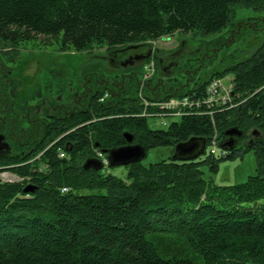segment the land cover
<instances>
[{"label":"trees","instance_id":"1","mask_svg":"<svg viewBox=\"0 0 264 264\" xmlns=\"http://www.w3.org/2000/svg\"><path fill=\"white\" fill-rule=\"evenodd\" d=\"M235 7L260 12L264 0H0L2 58L15 62L16 49L29 44L82 52L177 33L219 35L232 26ZM219 67L181 91L156 92L158 101L189 97L180 120L165 128L149 127L156 117L137 88L122 101L100 102L102 91L85 111L54 118L30 153L0 157V173L18 178H0V264H264V40L249 57L232 54ZM226 76L232 104H207V85ZM232 128L243 135L229 149ZM253 129L262 138H248ZM125 133L146 154L173 152L192 137L207 147L216 137L226 154L132 163L123 179L105 167L83 168L97 152L127 145ZM250 151L256 168L245 182L204 179L202 168L216 174L221 162Z\"/></svg>","mask_w":264,"mask_h":264},{"label":"rangeland","instance_id":"2","mask_svg":"<svg viewBox=\"0 0 264 264\" xmlns=\"http://www.w3.org/2000/svg\"><path fill=\"white\" fill-rule=\"evenodd\" d=\"M233 9L232 26L219 35L208 37L177 33L154 42L110 49L95 47L82 52L64 53L57 51L55 47L39 49L29 44L16 49L18 56L15 63L9 62L5 57L2 58L7 49L0 46V61L12 70L10 78L16 91V113L22 114L29 99H32L30 105L43 103L38 110L41 117L45 112L44 108L50 110L54 106L65 105L72 96L80 92L86 76H97L107 82L123 76H131L133 86L137 85L146 72L144 65L151 61L153 70L148 72L164 85L189 84L192 80L187 75H192L194 78L199 75L203 77L202 79H207L212 71L220 68L219 65L224 57L235 54L247 58L264 40V9L260 12L253 8ZM230 80L231 76H226L223 79L210 81L206 88L207 104L212 101L211 95L207 94L209 85H213L215 81L228 85ZM1 93L0 78V96ZM184 98L189 99L188 96L182 99ZM9 113L0 112V121L4 116L7 120L6 116ZM179 120L180 118H166V125L163 126L164 121L155 118L149 119L148 125L151 129L165 128L171 122ZM25 127L23 123L22 128ZM216 141V137L212 138L207 150L211 148L212 142L217 144ZM172 157L170 148L152 149L148 151L142 164L148 166ZM255 168V156L250 151L242 158L221 162L216 174H211L206 167L202 170L205 180L212 179L213 184L217 186H230L245 182L249 176L255 174ZM104 170L122 179L126 176L124 167L107 166ZM0 178L4 182L17 181V177L9 173H0Z\"/></svg>","mask_w":264,"mask_h":264},{"label":"flooded vegetation","instance_id":"3","mask_svg":"<svg viewBox=\"0 0 264 264\" xmlns=\"http://www.w3.org/2000/svg\"><path fill=\"white\" fill-rule=\"evenodd\" d=\"M11 74V68L0 61V78L2 82L0 112H10L9 115L6 116L7 120H5L4 116L0 121V157H9L13 159L23 157L25 154L30 153L36 145L39 137L41 135L44 136L46 128L54 118L61 119L64 116H72L76 112L85 111L88 102L93 101L102 91H105L106 94L99 100L100 102H103L108 97L113 98L114 95L122 101L134 97V91L137 88V98L149 107V103L151 102H161V100L158 101L159 98L155 95L156 92L161 94L178 92L193 83L192 75H187L191 78V83H181L172 86L164 85L163 82L156 80L153 78V74L150 77L144 78V76L147 75L146 72L141 76L142 81L134 86L132 84L131 76H123L112 82H107L105 79L97 76H86L83 80L80 92L76 96H72L65 105L54 106L52 107L53 109L50 110L44 108L45 112L41 117L38 110L43 106V103L38 102L35 105H30L32 99L28 100L26 103L27 106L22 110L21 115L16 113L15 105L17 97L13 81L10 78ZM145 90H148L150 94L149 97L144 95ZM115 91L116 93H114ZM23 123L26 126L25 128H22ZM252 138L256 139V137ZM104 155L105 154L102 152L96 153V157H103Z\"/></svg>","mask_w":264,"mask_h":264},{"label":"water","instance_id":"4","mask_svg":"<svg viewBox=\"0 0 264 264\" xmlns=\"http://www.w3.org/2000/svg\"><path fill=\"white\" fill-rule=\"evenodd\" d=\"M149 56L150 55H148V57ZM225 135L230 137V141L225 144V147L231 149L234 143L232 139L240 138L243 134L236 128H232L226 131ZM246 136L248 138L256 137V139H260L262 138V133L258 129H253L250 130ZM124 138L128 143L127 145L102 151L106 156L109 167H126L129 164L141 162L145 158L146 152L143 147L139 144H131L133 140L131 135L125 133ZM206 149L207 144L204 138L192 137L185 142L174 145L172 152L173 157L171 159L176 161H194L205 156ZM83 168L100 170L103 168V164L100 160L91 158L83 163ZM23 192L26 194L32 193L33 189L27 186L24 188Z\"/></svg>","mask_w":264,"mask_h":264},{"label":"built area","instance_id":"5","mask_svg":"<svg viewBox=\"0 0 264 264\" xmlns=\"http://www.w3.org/2000/svg\"><path fill=\"white\" fill-rule=\"evenodd\" d=\"M144 70L147 75L144 76L150 77L152 75L150 70H153V62L151 61L149 64L147 63L144 66ZM207 94L212 97V105L217 104L219 107H225L226 105L232 104V85L229 83L228 85L222 84L220 82H216L213 85H209ZM172 98L168 101L161 102H151L149 103L152 108L153 113L149 114L151 117H156L162 119L164 122L162 125H166V118H176L183 115V112L188 106L187 98ZM220 154L221 156L226 154V151H220L218 153L216 149V143L212 142V146L210 148V154ZM63 157V155H60ZM98 159L101 160L103 165H107V160L103 157L98 156Z\"/></svg>","mask_w":264,"mask_h":264},{"label":"bare ground","instance_id":"6","mask_svg":"<svg viewBox=\"0 0 264 264\" xmlns=\"http://www.w3.org/2000/svg\"><path fill=\"white\" fill-rule=\"evenodd\" d=\"M187 102H188V99H187ZM210 102H212V101H210ZM187 107H190V106L188 105ZM212 155H213V154H212Z\"/></svg>","mask_w":264,"mask_h":264}]
</instances>
